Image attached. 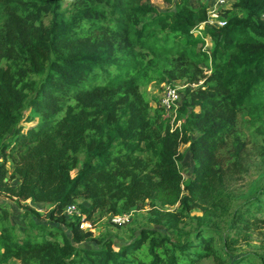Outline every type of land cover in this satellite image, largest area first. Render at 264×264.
Returning a JSON list of instances; mask_svg holds the SVG:
<instances>
[{"label": "trees", "instance_id": "trees-1", "mask_svg": "<svg viewBox=\"0 0 264 264\" xmlns=\"http://www.w3.org/2000/svg\"><path fill=\"white\" fill-rule=\"evenodd\" d=\"M166 1L174 8L0 0V195L44 207L71 234L38 226L49 238L21 236L0 205V264H227L264 230V186L237 205L227 185L244 171L245 131L264 141V0H235L222 14L227 25H205L200 36L207 5ZM178 82L173 122L143 87ZM70 205L84 220L65 214ZM141 212L144 227L117 249L81 228ZM88 241L96 247L81 246ZM260 248L264 264V239Z\"/></svg>", "mask_w": 264, "mask_h": 264}, {"label": "rangeland", "instance_id": "rangeland-1", "mask_svg": "<svg viewBox=\"0 0 264 264\" xmlns=\"http://www.w3.org/2000/svg\"><path fill=\"white\" fill-rule=\"evenodd\" d=\"M153 5H155L160 11L171 10L174 6L171 3H168L166 0H151ZM177 2L178 0H172ZM215 0H191V4L194 7L199 6L200 4L207 5L209 10L213 9ZM234 4V3H233ZM229 8L232 7V5ZM228 8V9H229ZM197 36L200 34H196ZM213 45L211 37L206 38V48H211ZM208 73L207 69H205ZM176 85L180 87L185 86L184 82H178ZM143 90H146L149 97L156 96L159 99L161 98L162 86L155 87L154 84H150L146 87H143ZM156 106L155 103H153ZM180 125V123H178ZM25 130L30 128L34 123L23 124ZM248 138V150L245 162L244 171L233 176L228 180L227 185L228 189L236 196L237 205L242 204L243 202L248 201L250 198L255 197L258 191L264 186V141L260 138H254L251 131H245ZM189 145L181 147L182 152H186ZM193 161L188 154L187 158L181 164V170L184 177V182L187 183L193 178ZM76 172L72 173V176H75ZM16 185V184H15ZM88 205L87 203H85ZM0 205H4L10 211L11 224L16 228L17 233L21 236L31 235L33 237L36 234H41L40 240H45L49 238L46 232H40L38 226H46L48 229H57L61 233L66 234L68 237H71L70 232L50 221L45 217L46 209L42 206L33 204L32 202H22L19 203L12 197L6 195H0ZM40 216H38V215ZM202 213L196 211L192 216H200ZM135 218V222L125 225L124 227H115L110 223V215L102 217L100 219L96 218L93 221H89L91 228L84 229L89 231L95 237H100L102 235L110 237L114 242V247L117 249L121 244H126L131 239V233L134 229V232H138L142 227H144V216L143 212L141 214L135 215L132 214ZM264 217V214L262 215ZM132 220V218H131ZM195 226V223H191L187 226V230H192ZM264 239V230H255L252 238L248 241H241L236 247L231 251V260L227 264H236L237 260L248 259L252 260L253 263H259L258 255L261 250V242ZM94 242H84L81 246H84L87 249H93L96 247ZM256 254V255H255ZM8 264H21L17 260H12ZM199 264H217L213 258L205 259Z\"/></svg>", "mask_w": 264, "mask_h": 264}, {"label": "built area", "instance_id": "built-area-1", "mask_svg": "<svg viewBox=\"0 0 264 264\" xmlns=\"http://www.w3.org/2000/svg\"><path fill=\"white\" fill-rule=\"evenodd\" d=\"M235 0H215L213 9L209 10L208 8V21L200 27L199 30L195 31V34H200L205 25L213 26L215 28H222L227 25V21L222 19V14L224 10L228 9L231 4H233ZM203 83V82H202ZM201 83V84H202ZM195 87V86H194ZM185 86L180 87L179 85H162V93H161V106L165 109L166 113L169 116H173V122H175L177 117V111L180 107V102L182 99V90ZM181 122H177L176 127H180L178 124ZM65 214L72 218L74 216L84 217L80 212L79 208L75 205H70L65 209ZM132 214H125L121 216H110V223L118 226H125L131 222ZM81 228L84 230L86 228H91V224L87 221H83Z\"/></svg>", "mask_w": 264, "mask_h": 264}]
</instances>
